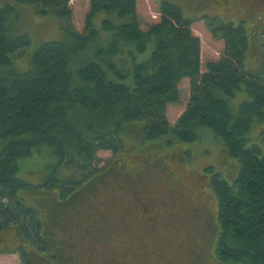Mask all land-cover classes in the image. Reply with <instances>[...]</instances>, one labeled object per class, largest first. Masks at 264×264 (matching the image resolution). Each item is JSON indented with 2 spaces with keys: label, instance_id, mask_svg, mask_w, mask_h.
Segmentation results:
<instances>
[{
  "label": "trees",
  "instance_id": "16d2710c",
  "mask_svg": "<svg viewBox=\"0 0 264 264\" xmlns=\"http://www.w3.org/2000/svg\"><path fill=\"white\" fill-rule=\"evenodd\" d=\"M8 1L70 18L69 0H0V244L4 233L13 230L26 243L21 264H31L26 247L45 251L38 211L22 199V192L34 187L20 179L23 163L46 161L37 187L72 203L102 181L110 166L119 169L120 156L126 157L123 166L136 168L138 160L125 156L127 134L132 133L137 151L150 152L143 170L155 163L167 168L168 155L185 151L186 144L208 130L237 165L230 183L212 176L207 183L217 202L215 262L264 264V75L244 72L247 45L240 28L220 25L224 55L208 63L202 74L199 41L189 29L193 21L173 2L160 1L159 21L142 31L137 0H89L85 33L67 30L63 41L41 44L28 70L17 73L11 69L12 58L23 55L30 41L26 34L12 37L15 10ZM98 15L107 33L103 41L93 22ZM212 25L213 20L210 29ZM184 79L189 81V101L171 125L167 107L180 103L178 86ZM240 95L244 99L234 112L231 102ZM255 129L260 131L253 136ZM99 152L113 156L100 169ZM152 197L142 194L138 213ZM177 228L163 234L160 244H176L171 238L184 231ZM140 236H135L139 242ZM140 238L158 247L153 239Z\"/></svg>",
  "mask_w": 264,
  "mask_h": 264
},
{
  "label": "rangeland",
  "instance_id": "374dc122",
  "mask_svg": "<svg viewBox=\"0 0 264 264\" xmlns=\"http://www.w3.org/2000/svg\"><path fill=\"white\" fill-rule=\"evenodd\" d=\"M160 1L162 0L136 1V16L142 31L159 21ZM168 1L176 4L186 19L193 21L189 29L192 36L199 41L202 74L208 63H216L224 55L225 42L219 27L230 24L234 26L233 31L240 28L245 36L247 46L243 60L244 72L248 76L264 75V0H249V4L239 0ZM6 4H12L15 10V18L10 24L12 37L26 34L30 41V46L23 55L12 58L11 69L17 73L28 70L31 56L41 44L63 41L67 30L79 34L86 31L89 0H69L68 20L56 16L50 10L44 9L45 13H41L40 8L36 6L11 1ZM258 13L260 16H257ZM102 19V16L98 15L93 22L99 31L100 40L103 41L107 33L102 32ZM112 20L114 21V18ZM211 20L212 29L209 26ZM178 88L180 103L167 107V119L171 125L183 114L189 101V81L182 80ZM243 99L240 95L231 102L234 112ZM262 127L264 123L260 126ZM254 131L253 136L260 130ZM199 137L194 143L186 144L185 151L175 153V157L167 154V168L158 163L163 168L159 167L155 163L153 167L147 166L141 170L145 166V160L151 158L150 152L142 147L137 151L132 133L127 134L125 156L138 160L135 168L137 171L134 167L129 168V165L123 166L126 157L120 156V167L117 164L120 170L110 166L102 181L76 196L72 203H68L71 200L69 197L61 198L59 193L57 195L48 189L37 187L43 183L46 161L23 163L20 179L34 187L23 191L22 199L27 207L38 211L45 243H42L44 252L26 247L24 252L28 255L30 263H115L119 258H112L111 253L119 252L127 246V238H133L131 243H134V236H149L142 231L138 233L139 230L131 226L138 225L140 221L146 224L153 216L154 220L148 221L153 226H159L166 221L167 224L177 223L179 231L184 230L177 236L180 240L183 238V249H179L181 245L177 239L174 241L176 244L164 240L158 247L151 245L139 250L141 253L137 256L136 264H162L164 260L163 264H166V258L171 252L170 264H216L217 202L214 190L207 189V183L211 176L216 181L221 178L230 183L237 175V165L228 158L212 132L202 130ZM97 159L100 169L107 162L110 163L113 156L110 152H99ZM170 170L172 173L168 174ZM142 194L144 197L153 194L152 200L145 205L149 212H152L146 213L148 220L137 217V203L140 197L142 200ZM169 212H176L175 218H171ZM150 232L158 235L157 232ZM139 240L142 242L140 237ZM25 244L20 242L13 230L4 233L0 244V264H21L20 251ZM136 245L138 244L133 246ZM112 246L113 249H110Z\"/></svg>",
  "mask_w": 264,
  "mask_h": 264
},
{
  "label": "flooded vegetation",
  "instance_id": "af4514ba",
  "mask_svg": "<svg viewBox=\"0 0 264 264\" xmlns=\"http://www.w3.org/2000/svg\"><path fill=\"white\" fill-rule=\"evenodd\" d=\"M239 1L249 4V0H239ZM146 213H152V212H149V209L145 207L144 209H142L137 214V217L138 218H144L143 220H148L149 216H147ZM153 220H154V218L152 216V218H150V220H148V221L151 222ZM148 221L146 222V224H144V223H142L140 221L138 225H134V226H131V227H136L137 230L142 231V232L147 233L148 235H150V236H146V237L147 238L149 237V238L153 239L155 241V243H157L156 246L158 245V243H160L163 240V238H164L163 234L169 233V235H170L171 231H177L178 230L177 223L174 225V223H169L168 222V224H167V222L165 221V223H161L159 226H153V224L152 225L149 224ZM150 230L153 231V232H157L158 235H155V234L151 233ZM140 237H142V235ZM168 237H171V236H168ZM134 239H135V242L131 243L133 241V238H127V242H126L127 246L123 247V249L121 251H119V252L111 253L112 254L111 255L112 258L113 257H116V258L118 257L119 258L118 259L119 261H117L115 263H112V264H136L137 263V256L140 255V253H141V251H139V250L151 246V240L150 239H148L150 241V243H146L143 240H142V242L141 241L139 242V241H137L136 237ZM176 239L178 240L179 244L181 245L179 247V249L182 250L183 246H182V242H181L180 238H178L177 236H173L171 238V240H176ZM136 243L138 245L133 246ZM110 249H113V246ZM159 256H161V255L159 254ZM163 262H162V264H163ZM156 264H158V263H156ZM166 264H170V261L166 262Z\"/></svg>",
  "mask_w": 264,
  "mask_h": 264
},
{
  "label": "crops",
  "instance_id": "0c3cea01",
  "mask_svg": "<svg viewBox=\"0 0 264 264\" xmlns=\"http://www.w3.org/2000/svg\"><path fill=\"white\" fill-rule=\"evenodd\" d=\"M256 20H257V18H256ZM20 240V239H19Z\"/></svg>",
  "mask_w": 264,
  "mask_h": 264
}]
</instances>
